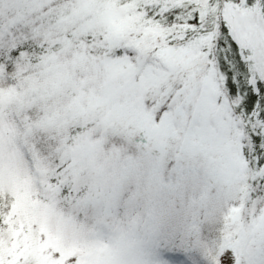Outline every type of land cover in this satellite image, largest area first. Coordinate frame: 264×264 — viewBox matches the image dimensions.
Instances as JSON below:
<instances>
[{"label":"snow or ice","instance_id":"snow-or-ice-1","mask_svg":"<svg viewBox=\"0 0 264 264\" xmlns=\"http://www.w3.org/2000/svg\"><path fill=\"white\" fill-rule=\"evenodd\" d=\"M7 79L158 158L202 157L227 200L264 185V0H0Z\"/></svg>","mask_w":264,"mask_h":264},{"label":"trees","instance_id":"trees-1","mask_svg":"<svg viewBox=\"0 0 264 264\" xmlns=\"http://www.w3.org/2000/svg\"><path fill=\"white\" fill-rule=\"evenodd\" d=\"M19 83V80L11 79L0 83V162L14 168V175H9L21 192L15 196L16 192H9L6 188L0 190V220L9 217L12 220L11 226L0 223V255L5 264H46L42 257L45 239L52 245L62 246L64 250L70 238L84 236L93 244L91 241L96 229L102 227L97 214L103 213L105 207L101 205L98 212L88 214L77 200L93 195V190L88 188L91 185L89 181H77L72 177H76L73 171L76 164L79 162L82 165L83 160L82 157L74 159L68 152L78 145L94 147V166L101 168L103 177L107 179L102 187L110 183L115 191H119L117 201L108 205V215L113 217L109 237L119 234L127 238L131 236V226L136 225L139 228L136 231L139 242L137 254H143L145 262L154 257L158 261H168L165 256L178 250L185 256L192 253L195 258L200 254L216 253L215 258L217 242H249L254 226L260 224L264 216V185L258 186L255 194L246 199L227 200L226 196L222 201L217 200V206L207 207L206 217L196 219L194 223L193 214L185 215L187 203L199 198L195 197L190 183L179 193L175 192L168 201L164 200L166 196L159 197L145 183L152 179L151 172L163 175L169 168H176L178 149L174 148L172 154L159 160V156L138 147L137 140L129 141L126 137L113 135L91 117L78 122L69 120L63 125L65 130L60 132L41 130L33 124L34 118L40 115L44 118L48 112L54 118L64 120L65 112L56 101L54 105V101L47 103V107L42 103L41 108L30 104L24 95L26 89L19 88ZM26 129L29 132L25 138L27 148L23 144H15L19 141L15 136L23 137ZM158 162L164 164L160 163L159 168ZM125 171L128 182L125 181V187L119 190V185L115 183ZM81 174L85 173L82 171ZM170 176L168 173L160 179L169 181L167 178ZM203 191L204 188H201ZM134 196L139 198L128 205L127 202ZM25 198V208L17 210L16 204L21 199L25 201ZM232 207L239 209L236 232L222 239V218ZM37 211L46 214L49 223L37 218L32 226V220L27 218L31 219V214ZM162 217L164 221L160 223ZM41 228H49L48 233Z\"/></svg>","mask_w":264,"mask_h":264},{"label":"rangeland","instance_id":"rangeland-1","mask_svg":"<svg viewBox=\"0 0 264 264\" xmlns=\"http://www.w3.org/2000/svg\"><path fill=\"white\" fill-rule=\"evenodd\" d=\"M33 104L37 108L42 107L41 102H34ZM54 104L55 101L53 102V105ZM43 105L46 107L48 106L47 103H43ZM58 107L63 108L62 105H59ZM69 120L70 119L65 115V113L63 120L56 119L54 118L53 114H48L47 112V115L44 118H42L41 115L37 118H34L33 124L37 125L41 130H57L58 132H60L65 130L63 128V125L68 123ZM29 122H31V120ZM27 135H29L28 129H26V133L23 134V137H21L20 135H16L15 137L18 138L19 141L15 142V144L21 146L23 144V146L27 148L28 146H25V144L27 143V140L25 139ZM135 140L138 141L139 145L146 143L143 136H139ZM93 148L94 147L78 145L76 146V148L72 150L70 149L68 155H71L74 159L82 157L81 159L83 160V164L80 165L79 162L78 164H76L77 167L73 169L76 177H72L75 178L77 181H89L91 185L88 188L93 190V195H90L86 198L80 197L77 200L79 204L82 205L84 211L88 214L98 212L100 206L104 205L105 209L103 210V213L97 214V216L100 215L99 220L100 225L102 227L96 229L95 237L91 241L93 242V244H90V242L86 241L84 236L76 237L75 239L70 238V242L67 241L68 245L65 250L64 248H62V246L60 247L59 245H52L47 241V239H45V247L43 250L44 256L42 257L46 264H106V262L101 259H91V257L94 256V249L97 246L103 248L104 245L109 244V242L113 239L109 237V228L112 231L113 217L111 216V214L108 215L110 210V207H108V205L117 201L119 191H115L116 189L112 187L110 183H108L106 187H102L101 184H103V181L106 182L107 179L103 177L104 174L101 171V168H96L94 166L92 155ZM141 148L145 149L143 147ZM172 151L173 149H170L164 157L167 158L170 154H172ZM152 154H155V156H159L158 152H153ZM94 158H96V154L94 155ZM160 159L161 158H159V160ZM160 163L164 164L163 162ZM160 163L158 162L157 165V167L159 166V168L161 167ZM176 163L177 166L175 169L171 170L169 168L168 171L163 175H155L153 172H151L150 175L152 179L150 177L149 179L151 180L145 181L146 185L150 186V189H152L153 191H156L159 197L160 195L166 196L164 200L168 201L174 195L175 192L179 193L181 189H184L185 186L190 183L189 186L192 188L193 193H196L195 197L199 198L195 200L193 199L187 203L185 215L193 214L195 212V220L199 218H205V214L207 213V207L217 206L216 201H222L228 195L227 191L221 189L216 185L213 180L212 174L209 172L207 164L202 157L191 156L178 150L176 154ZM104 165H106V162ZM13 171L14 168H12L10 165L7 166L5 163L0 162V190H5L6 188L9 192H16L15 196H19L21 192L18 191L17 185L12 181L9 175V173H11V176H13ZM82 171L85 174L82 175ZM168 173L171 175L169 178H167L169 181H161L160 177L167 176ZM154 176L155 178H153ZM126 177L127 171H125V174L124 172H122L119 180L115 183V185H119V190L125 187V181H127ZM82 182H80L79 184L83 185ZM15 186L17 191L15 189ZM97 186L99 187L97 188ZM201 188H204L203 192H201ZM54 193L57 195L59 194L57 191H54ZM26 196L27 195H25V197ZM135 198L137 199L139 197H131L127 204L132 205L136 200ZM26 201L27 198H25V201L21 199L20 201H18L15 208L17 210H21L22 208L24 209L26 206ZM21 214L23 213L21 212ZM31 215L33 217L31 219H27L32 220V226L34 225L35 220L37 218L44 220L46 223H49L47 215L40 211H37L36 213ZM163 217H165V215ZM163 217L160 223H163ZM192 219H194V217H192ZM238 222L239 211L237 212L235 219L233 221L227 222V225L225 221V215L223 216V228L221 229L223 230L221 236L222 239H227L229 235L234 234V232H236ZM254 227L255 229L249 242H245L243 244L239 241L234 240L232 242L228 240L226 244H223L222 242H217L218 250L216 251L217 255L215 258H213V256L216 253L208 255L200 254L199 257L195 258L193 264H223L225 256L232 259L233 264H264V216L260 224ZM48 229L49 228H41V230H44L46 233H48ZM138 229L139 228L136 225L131 226L132 233L129 237L137 239L136 231ZM60 231L65 232L62 229H60ZM190 234H192V232H190ZM178 251L179 252H173L168 256H189L188 254L186 256L183 255L180 250ZM138 257L139 259L137 264H169V261H158L155 257L145 262L143 260L145 258L143 254L138 255ZM54 260H58V262H54ZM179 264H183V260L179 261Z\"/></svg>","mask_w":264,"mask_h":264},{"label":"clouds","instance_id":"clouds-1","mask_svg":"<svg viewBox=\"0 0 264 264\" xmlns=\"http://www.w3.org/2000/svg\"><path fill=\"white\" fill-rule=\"evenodd\" d=\"M139 242L133 237L122 238L117 234L103 248L97 246L91 259H101L106 264H137Z\"/></svg>","mask_w":264,"mask_h":264}]
</instances>
